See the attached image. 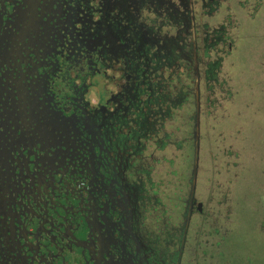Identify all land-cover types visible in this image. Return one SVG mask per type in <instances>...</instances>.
<instances>
[{"label": "rangeland", "instance_id": "obj_1", "mask_svg": "<svg viewBox=\"0 0 264 264\" xmlns=\"http://www.w3.org/2000/svg\"><path fill=\"white\" fill-rule=\"evenodd\" d=\"M46 1L33 28L40 36L22 34L29 18L11 31L20 25L17 43L28 47V63L36 60L33 71L19 69L32 72L31 100L43 83L52 124L85 137L90 125L97 134L101 121L147 112L152 93L168 106L169 118L155 120L149 141L129 152L132 164L141 157L157 205H143L151 232L137 226L134 241L159 237L178 264H264V0H139L124 9L122 0ZM80 143L78 165L80 152L95 154L93 143ZM66 150L60 144L56 156ZM187 194L202 211L192 210L182 234ZM158 249L144 259L170 260ZM127 252L131 264L138 256Z\"/></svg>", "mask_w": 264, "mask_h": 264}, {"label": "flooded vegetation", "instance_id": "obj_2", "mask_svg": "<svg viewBox=\"0 0 264 264\" xmlns=\"http://www.w3.org/2000/svg\"><path fill=\"white\" fill-rule=\"evenodd\" d=\"M30 1L0 0V42L5 48L0 53V264H112V259L118 260L116 264H129V249L138 256L131 264H178V251L174 256L159 237H143L142 245L133 236L139 225L150 234L139 213L149 200L151 208L157 205L152 198L155 188L142 174L141 157L136 155L139 162L132 164L129 152L140 151L149 141L155 120L170 116L168 106L159 107L152 93L147 112L138 108L125 117L111 116L109 122H100L97 134L90 125V136L85 137L52 124L53 111L43 83L33 89L31 100L25 75L32 72L19 69L24 66L33 71L36 60L28 63V47L17 43L20 25L16 34L11 31L18 19L29 18L22 34L31 38L43 33V28L33 31L35 17L38 8L49 3L37 0L39 6L32 7ZM126 1L132 8L139 2L122 0L123 9L128 7ZM144 4L141 10L151 9ZM38 47L36 54L42 51ZM134 67L138 69V62ZM162 103L167 105L166 99ZM81 138L87 139L89 150L96 139L95 154L80 152L85 157L78 165L74 160L78 148H85ZM63 143L67 150L59 158L55 151ZM192 210L201 212L202 205L187 194L182 234ZM169 231L166 240L174 229ZM157 246L170 260L144 259Z\"/></svg>", "mask_w": 264, "mask_h": 264}]
</instances>
